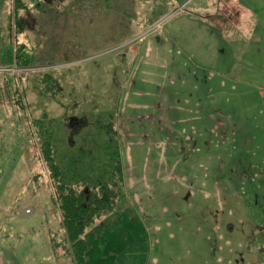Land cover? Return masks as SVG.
I'll list each match as a JSON object with an SVG mask.
<instances>
[{"label":"rangeland","instance_id":"374dc122","mask_svg":"<svg viewBox=\"0 0 264 264\" xmlns=\"http://www.w3.org/2000/svg\"><path fill=\"white\" fill-rule=\"evenodd\" d=\"M24 2L9 38L0 0L1 233L20 264H78L33 126L68 184L121 160L85 264H264V0Z\"/></svg>","mask_w":264,"mask_h":264},{"label":"trees","instance_id":"16d2710c","mask_svg":"<svg viewBox=\"0 0 264 264\" xmlns=\"http://www.w3.org/2000/svg\"><path fill=\"white\" fill-rule=\"evenodd\" d=\"M11 3L12 7L8 13L6 27L9 38L16 36L22 24H24V20L19 18L17 13L19 8L24 7V0H11ZM13 58L11 54V59ZM0 68L4 69L0 70V79L2 80V73L10 72L11 67L0 66ZM44 77L52 80V77L48 74ZM31 130H34L36 134L38 157L47 173L53 198L59 209L65 232V241L70 243L77 263L85 264L87 245L84 233L86 229L94 223L96 218L111 213L121 195V189L124 185V171L121 160L117 159L115 162L110 180H100L96 188L85 181L68 184L64 181L62 167L55 160L50 132L47 128L39 127V129H36L34 126L31 127Z\"/></svg>","mask_w":264,"mask_h":264},{"label":"crops","instance_id":"0c3cea01","mask_svg":"<svg viewBox=\"0 0 264 264\" xmlns=\"http://www.w3.org/2000/svg\"><path fill=\"white\" fill-rule=\"evenodd\" d=\"M264 4V3H262ZM244 5V4H243ZM258 9H261V10H258ZM255 10L257 12V19L259 21V23L261 24H264V6H260V7H256L255 6ZM26 209H29L30 211L29 212H26ZM33 212V209L31 208H25L24 209V213L21 211V214L22 216H26L27 214L30 215L32 214ZM8 218L6 216H2L0 218V264H20V256H25L24 254H20L18 251L19 249L17 248V250L15 251L14 249L10 250V247H11V244H9L4 236H5V233L4 235L1 233V230H2V225H4V221H6ZM26 219H23L22 221H25ZM31 220H27L25 224H23L24 227H22L21 225H17L19 227H21L19 229V231L17 232L16 236L18 238H23V232L27 231L26 229H22V228H25V227H30L31 226ZM35 221V220H33ZM32 221V225L35 227V223ZM36 222V221H35ZM29 223V224H27ZM34 223V224H33ZM27 224V225H26ZM5 230V229H3ZM13 230H18L17 228H13ZM31 232V231H30ZM24 241V240H23ZM51 245V244H50Z\"/></svg>","mask_w":264,"mask_h":264}]
</instances>
